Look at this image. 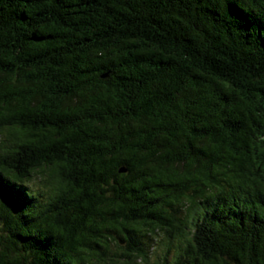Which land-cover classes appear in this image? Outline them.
I'll return each instance as SVG.
<instances>
[{
  "label": "trees",
  "instance_id": "obj_1",
  "mask_svg": "<svg viewBox=\"0 0 264 264\" xmlns=\"http://www.w3.org/2000/svg\"><path fill=\"white\" fill-rule=\"evenodd\" d=\"M262 21L264 0H0V175L58 193L30 235L5 189L0 264H146L159 237L164 264H264Z\"/></svg>",
  "mask_w": 264,
  "mask_h": 264
},
{
  "label": "clouds",
  "instance_id": "obj_2",
  "mask_svg": "<svg viewBox=\"0 0 264 264\" xmlns=\"http://www.w3.org/2000/svg\"><path fill=\"white\" fill-rule=\"evenodd\" d=\"M239 2V0H237ZM264 22V21H262ZM43 178H28L27 176L14 178L8 175H0V183L5 188H12L20 193L24 201V207L20 210L26 223L27 233L30 235H46L48 234V226L52 221L49 215V206L52 198L58 193H53L46 183L42 182ZM3 215L2 198H0V216ZM189 228L191 222H189ZM4 228V224L0 222V229ZM188 243L185 241L184 249L187 250ZM169 247L167 238L156 241V247L152 250V255L146 264H164L163 253ZM157 254L159 258L157 259ZM70 260L71 257H68ZM135 264V262H134Z\"/></svg>",
  "mask_w": 264,
  "mask_h": 264
},
{
  "label": "snow or ice",
  "instance_id": "obj_3",
  "mask_svg": "<svg viewBox=\"0 0 264 264\" xmlns=\"http://www.w3.org/2000/svg\"><path fill=\"white\" fill-rule=\"evenodd\" d=\"M5 186L2 184V183H0V198H4V193H5Z\"/></svg>",
  "mask_w": 264,
  "mask_h": 264
},
{
  "label": "rangeland",
  "instance_id": "obj_4",
  "mask_svg": "<svg viewBox=\"0 0 264 264\" xmlns=\"http://www.w3.org/2000/svg\"><path fill=\"white\" fill-rule=\"evenodd\" d=\"M158 239H159V240H162V238H160V237H159ZM158 239H157V240H158ZM157 240H156V241H157ZM156 241H155V240L153 241L154 245H156ZM151 246L153 247V244H151ZM151 250H152V249H151ZM151 255H152V254H151ZM158 256H159V254H157V257H158ZM140 264H143V263L141 262Z\"/></svg>",
  "mask_w": 264,
  "mask_h": 264
}]
</instances>
